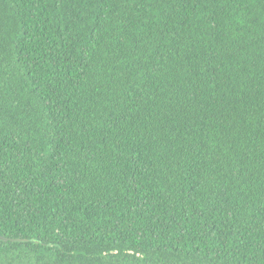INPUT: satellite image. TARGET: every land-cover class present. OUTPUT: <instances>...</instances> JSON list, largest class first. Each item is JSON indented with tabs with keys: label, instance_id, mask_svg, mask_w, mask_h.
Wrapping results in <instances>:
<instances>
[{
	"label": "trees",
	"instance_id": "1",
	"mask_svg": "<svg viewBox=\"0 0 264 264\" xmlns=\"http://www.w3.org/2000/svg\"><path fill=\"white\" fill-rule=\"evenodd\" d=\"M0 264H264V0H0Z\"/></svg>",
	"mask_w": 264,
	"mask_h": 264
},
{
	"label": "water",
	"instance_id": "2",
	"mask_svg": "<svg viewBox=\"0 0 264 264\" xmlns=\"http://www.w3.org/2000/svg\"><path fill=\"white\" fill-rule=\"evenodd\" d=\"M0 240L7 241L8 239L0 235Z\"/></svg>",
	"mask_w": 264,
	"mask_h": 264
}]
</instances>
